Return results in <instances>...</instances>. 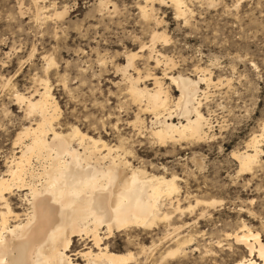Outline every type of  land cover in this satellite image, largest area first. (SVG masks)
Masks as SVG:
<instances>
[{
  "label": "rangeland",
  "instance_id": "obj_1",
  "mask_svg": "<svg viewBox=\"0 0 264 264\" xmlns=\"http://www.w3.org/2000/svg\"><path fill=\"white\" fill-rule=\"evenodd\" d=\"M100 1L106 6L100 8ZM149 1L148 8L154 6L150 22L141 18L140 7L146 0H43L39 4L47 9L38 19L32 0H0V177L19 151L15 145L18 132L29 124L13 91L30 96L41 88L37 79L46 75L44 58L51 56L54 60L47 77L62 124L77 125L95 137L103 135L112 145L120 136L127 138V145L134 146V154L128 157L133 166L144 167L150 174L177 177L181 206L195 205L197 199L215 201L207 208L186 212L181 219L174 215L175 226H182L183 221L190 224L181 230L182 235L188 233L195 239L184 264H236L248 253L225 238L226 234H233L245 223L260 234L264 244V156L246 172H240L233 156L245 150L264 122V0H183L190 10L184 17L177 16L170 0ZM55 9L66 14L56 17ZM154 29L170 39L155 44V50L173 62L168 67L163 63L156 67L154 59L149 61V50L140 52L144 44L150 45ZM128 52L142 56L136 65L144 76L149 70L164 78L171 99L179 93L165 73L196 79L197 68L211 70V86H201L205 92L201 110L210 118L213 138L199 145L161 146L150 137V113L142 115L149 130L138 135L130 125L137 106L122 73L116 70L126 65ZM143 84L152 88L153 80ZM91 122H97L98 130ZM101 122L118 123V129L111 130L105 123V133ZM24 194L15 192L13 196L19 211L26 208L20 201ZM202 213L205 215L200 216ZM165 225L141 233L142 244L164 251L169 245ZM217 240L222 248L211 246L217 257L200 254L203 244L210 246ZM75 242L74 250L83 249L77 239ZM111 242L121 252L138 251L137 246L128 247L125 233H116ZM198 245L201 250L191 252ZM257 263L263 264L260 260Z\"/></svg>",
  "mask_w": 264,
  "mask_h": 264
},
{
  "label": "bare ground",
  "instance_id": "obj_2",
  "mask_svg": "<svg viewBox=\"0 0 264 264\" xmlns=\"http://www.w3.org/2000/svg\"><path fill=\"white\" fill-rule=\"evenodd\" d=\"M32 1L38 19L47 7L39 4L43 0ZM170 1L177 16L184 17L190 12L185 1ZM148 3L151 2L146 0L140 11L141 18L150 22L154 17L151 13L154 6L149 9ZM105 6V1H100L99 7ZM64 11L56 12L55 9L54 16L65 15ZM166 35L154 29L150 45L141 47V53L149 50L148 59H154L156 67L161 63L165 67L173 63L155 50L157 42L165 44L170 40ZM48 57L44 58L46 75L37 79L41 88L30 96L13 91L29 124L18 132L15 145L19 146V151L10 157L11 161L5 166L7 170L0 177V264H184L195 239L188 233L182 235L181 230L190 224L183 221L182 226H175L174 215L178 214L181 219L186 212L192 213L200 206L207 208L215 201L197 199L195 205L181 206L177 177L154 175L144 167L133 166L128 157L134 154V146L127 145V138L119 135L117 143L112 145L102 138L103 135L95 137L77 125L62 124L59 104L51 94L47 77L54 59ZM138 57H142L139 52H128L126 65L116 68L122 73L128 93L137 106L130 125L138 135L148 129L142 115L150 113L153 115L148 129L150 137L161 146H181L185 142L199 145L213 138L209 134L213 125L201 110V96L205 94L201 86L212 84L211 70L197 68L196 79L164 72L165 78L179 93L177 98L171 99L168 88L164 87V78L149 70L144 76L136 65ZM147 80H153L152 88L143 84ZM105 123L101 122L100 126L107 133L108 123ZM89 124L98 130L97 122ZM111 128L118 129V123ZM263 141L264 122L260 124L259 134H253L247 142L245 150L233 154L240 164V172L250 171L260 162V157L264 156ZM15 192H25L20 200L26 206L22 211L13 205ZM162 224H166L169 245L164 251L157 252L156 247L142 244L141 233L159 230ZM248 226L242 223L238 231L226 234L225 238L243 246L248 253V257L236 264H259L257 260L264 264V244L260 234ZM116 233H125L128 247L137 246L138 251H119V247L111 242ZM75 239L83 249H73ZM221 243L217 240L210 246L203 244V251L198 245L191 252L200 251L204 257H217V251L211 246L220 248Z\"/></svg>",
  "mask_w": 264,
  "mask_h": 264
}]
</instances>
